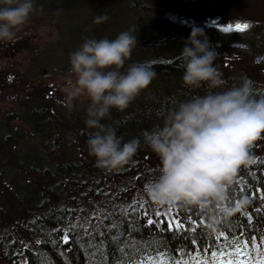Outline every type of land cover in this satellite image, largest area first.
Instances as JSON below:
<instances>
[{
    "label": "clouds",
    "instance_id": "clouds-1",
    "mask_svg": "<svg viewBox=\"0 0 264 264\" xmlns=\"http://www.w3.org/2000/svg\"><path fill=\"white\" fill-rule=\"evenodd\" d=\"M37 11L34 0H0V42L15 43ZM107 19L106 14L97 16L94 23ZM136 45L137 37L123 31L111 40L85 38L69 54L66 103L71 107L80 97L90 101L85 124L96 131L87 140L88 151L104 170L123 167L141 148L139 138L122 143L112 126L101 123L111 118L113 109L125 111L156 76L150 63H135L122 71ZM217 58L204 32L193 29L179 53L182 81L193 89L206 83L209 91L179 102L163 126L143 133L144 143L159 158V174L144 185L147 199L156 206L212 205L232 215L248 205L246 198L232 208L224 202L241 166L252 163L251 147L264 136V98L254 96L253 82L247 78L239 86L212 91L223 83L214 65ZM215 223L213 218L209 226Z\"/></svg>",
    "mask_w": 264,
    "mask_h": 264
},
{
    "label": "trees",
    "instance_id": "trees-1",
    "mask_svg": "<svg viewBox=\"0 0 264 264\" xmlns=\"http://www.w3.org/2000/svg\"><path fill=\"white\" fill-rule=\"evenodd\" d=\"M181 19L192 21L191 18L187 19L186 17H181ZM223 21H226V18ZM198 28L203 29L200 25ZM255 28L258 29L255 38L259 41V45H262L260 58L264 59V26L258 25ZM211 32L216 31H204V34L211 36L207 39L218 54L214 65L223 81L219 88L212 89V91H225L231 87L239 86L242 80L247 78L253 82L254 96L257 99L264 98V61H260L259 58L261 65H258L250 57L254 56V53L247 51L248 56H243L231 51L233 48H235L233 50H249L254 46L250 45L247 49L245 45L228 47L221 35H215ZM214 36L217 38L214 39ZM154 38L156 37L137 40V45L132 52V60L125 63L122 71H126L130 65L135 63H150L156 72L155 78L124 112L114 114L112 118L101 121V123L110 125L115 129L116 135L121 138L122 143L133 138H139L141 141V148L123 167L111 171L99 168L95 157L89 154L87 146L88 138L96 129H89L82 117L81 123L76 124L72 120L70 112L66 113L62 108H59L58 104L64 105L63 102L57 101L50 88L41 87L38 82L29 85L30 87L36 85V91L33 95H29L30 103L34 106L29 107L26 101H22L19 108H24V111L20 114L17 111L7 112L2 117V121L0 120V177L6 174L8 166L17 165L14 176H8L4 183L12 187L10 192L12 201L15 198V203L25 204L27 199L30 203H26L30 207L28 208L30 215L26 222L23 221V214L17 216L8 214L6 210L0 212V253L3 254L0 256H3L4 264H10L15 253H26L27 250L24 245L19 243L21 240L31 246V255L36 256L39 251H47L41 245H37L36 240L44 237L51 240L53 229L66 228L70 222H76L77 218L86 223L87 218L92 217L94 213L96 215L112 213L117 206L128 205L133 200L148 206L153 212L157 210L167 212L171 209L173 212L187 213L191 209H200L203 214L198 213L199 218L204 220L207 232L211 235L218 234L223 227L228 226V221L237 215L236 212L231 216L225 215L219 208L212 205L207 208L180 205L156 206L147 199L144 193L145 183L159 174V158L144 143L143 133L151 132L156 127L163 126L168 112L176 107L179 102L204 95L209 91L206 83L199 89L184 85L182 81L184 69L179 56H169L170 58L167 57L165 60L154 61L146 57L148 56L147 53L150 54L146 50H153L151 54L157 53V50H154L157 40ZM135 56H139L138 61H133ZM228 59L231 60L230 62H240L241 72H243L241 80H237L231 74L225 78L222 69L228 64ZM246 60H248L249 65H252L251 73L246 70ZM182 92H185V95L181 99ZM86 109L87 107L83 110L85 116H87ZM21 114L24 115L25 122L30 124L33 137H39V149L37 151L34 147L29 152H23L21 158L15 159L13 152L7 148L23 141V137L12 132L14 126L11 125V121L19 120ZM141 128L142 133H138L136 129ZM74 130H76L75 133H72ZM27 144L31 145L30 142ZM255 144H264V141H256ZM65 149H79L82 154L79 153L81 155H78L75 152L71 157H67L65 154L56 156ZM83 155L85 159H81ZM256 155H259L261 160H256L255 163L241 166V168L247 167L253 172L259 170L261 161L264 160V147H257L255 152L250 149L252 160H255ZM54 156V163L47 165L48 160ZM24 171L33 173L36 177L30 181L27 178L21 182L17 181L21 180L22 176L20 175ZM51 178L57 179V181L53 183ZM248 179L250 177H241L237 174L232 185L227 188L234 197L233 203H228L225 200V207L232 208L236 198L240 200L244 198L243 194L238 192V188H242ZM38 181H40L39 185ZM9 204L12 205V203ZM67 204H70V209L78 211L79 217L70 219L76 211L61 212V208L69 209ZM249 207H251L250 204L245 206L242 211H246ZM209 208L212 209L211 212H209ZM213 218H215L216 223L209 227ZM221 220L223 223H218ZM23 224L27 225L29 235L27 240L22 238L25 227L22 226ZM32 235L35 236L34 240H32ZM13 241L16 243L14 244Z\"/></svg>",
    "mask_w": 264,
    "mask_h": 264
},
{
    "label": "rangeland",
    "instance_id": "rangeland-1",
    "mask_svg": "<svg viewBox=\"0 0 264 264\" xmlns=\"http://www.w3.org/2000/svg\"><path fill=\"white\" fill-rule=\"evenodd\" d=\"M34 4L38 11L31 15L29 22L17 34L16 42H0L1 121L7 112L17 111L20 114L24 111V108H19L22 101H26L29 107L34 106L30 103L29 95H33L36 91V85L31 87L29 85L38 82L41 87H49L54 98L63 102L64 105L58 104L60 109L62 108L66 113L70 112L72 120L76 124L81 123V117L87 118L83 114V110L90 101L86 97H80L73 102L71 107L66 103L64 82L65 77L69 74V54L79 49L85 38H108L111 40L123 31H131L137 40L156 37L154 39L157 40V44H155L154 50H157V53L151 54L153 50H146L150 53H147L146 57L151 61L165 60L169 56H179L191 31L196 29L188 27L190 25L188 21H181V17L191 18L195 22L205 17L207 19L216 17L226 18L230 21L251 22L254 25L253 29L243 33L223 32L224 36L222 37L228 47L245 45L247 49L248 46L253 45L254 48L249 50H233L235 49L233 48L231 51L243 56H248L247 51L252 52L255 55L250 57L256 64L261 65L259 58L262 45H259V41L255 38L258 33V29L255 27L264 24V0H201L199 4H185L181 0H34ZM41 8L42 11L39 10ZM105 14L108 16L106 21L99 24L94 23L95 17ZM209 28L207 25V29ZM198 29L203 32L205 30ZM221 32L219 29L211 33L220 35ZM206 37L210 38L211 36L208 34ZM131 58L126 62H131ZM138 60L139 56H135L133 59V61ZM230 61L228 59V64L222 69L225 78L231 74L232 77L241 80L243 72H241L240 62ZM260 61L263 62L264 59L260 58ZM246 62V70L251 73L252 65L248 64V60ZM184 95L185 92H182L181 99L184 98ZM119 113L121 111L113 109L111 118L114 114ZM23 117L24 115L21 114L19 120L11 121V125L14 126L12 132L23 137V141L7 148L13 152L15 159L21 158L23 152H29L34 147L37 151L39 149L40 139L38 136L33 137L30 124L26 123ZM136 131L142 133V128L136 129ZM28 142L31 145H28ZM72 150L65 149L56 156L65 154V156L71 157L75 152L78 155L82 154L79 149ZM81 159H85L84 155ZM54 161L55 156L48 160L47 165ZM16 167L17 165L11 164L7 167L6 174L0 177V212L6 210L8 214L17 216L23 214V221L26 222L30 215L28 209L30 207L26 205V203L30 204L29 200L26 199L25 204L15 203V198L12 201L10 195L12 187L4 183L8 176H14L17 171ZM20 176L22 178L17 180L19 182L26 178L30 181L36 177L33 173L26 171L21 172ZM51 179L53 183L57 181V179ZM39 183L40 181H38V185ZM13 185L15 186V183ZM28 185L31 186L30 183ZM27 188L30 190L29 187ZM67 207L70 209V204H67ZM75 217H79L78 211L70 219ZM23 230L22 238L27 240L29 238L27 225ZM34 238L35 236L32 235V240ZM0 255L3 254L0 253ZM3 260V256H0V264H4Z\"/></svg>",
    "mask_w": 264,
    "mask_h": 264
},
{
    "label": "snow or ice",
    "instance_id": "snow-or-ice-1",
    "mask_svg": "<svg viewBox=\"0 0 264 264\" xmlns=\"http://www.w3.org/2000/svg\"><path fill=\"white\" fill-rule=\"evenodd\" d=\"M253 26L235 22L218 27L224 33H243ZM257 141H264V136ZM257 147L264 144L254 143L251 150L255 152ZM256 160L261 157L256 155L252 163ZM237 174L250 177L238 192L251 207L236 211L216 235L207 232L198 215L203 214L200 209L153 212L133 200L112 213H94L86 223L77 218L66 228L53 229L51 240H36L47 249L36 256L31 255L30 245L19 241L27 251L15 253L10 264H78V257L79 264H264V160L256 172L245 167ZM226 192V201L233 203L234 197L228 189ZM239 202L236 198L234 207ZM64 211L76 210L61 208Z\"/></svg>",
    "mask_w": 264,
    "mask_h": 264
},
{
    "label": "flooded vegetation",
    "instance_id": "flooded-vegetation-1",
    "mask_svg": "<svg viewBox=\"0 0 264 264\" xmlns=\"http://www.w3.org/2000/svg\"><path fill=\"white\" fill-rule=\"evenodd\" d=\"M201 0H194V3L193 4H199ZM223 19L225 18H216V17H213L211 19H207V17H205L204 19L201 20V24L203 25H213L215 24V26H218V25H221L223 24ZM261 26H264V24H262Z\"/></svg>",
    "mask_w": 264,
    "mask_h": 264
}]
</instances>
